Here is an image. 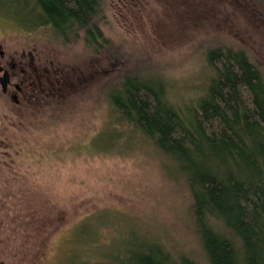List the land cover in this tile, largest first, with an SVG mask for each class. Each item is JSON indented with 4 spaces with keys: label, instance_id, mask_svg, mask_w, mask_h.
I'll return each mask as SVG.
<instances>
[{
    "label": "rangeland",
    "instance_id": "rangeland-1",
    "mask_svg": "<svg viewBox=\"0 0 264 264\" xmlns=\"http://www.w3.org/2000/svg\"><path fill=\"white\" fill-rule=\"evenodd\" d=\"M2 3L5 46L32 50L36 80L30 121L11 117L7 126L0 116V134H8L0 151L23 150L12 165L24 188L1 192L22 200L19 215L31 214L27 259L119 264L117 253L159 240L203 260L186 173L110 97L125 72L145 70L172 101L196 104L214 74V45L243 48L264 73V0H103L99 23L110 47L98 50L27 26Z\"/></svg>",
    "mask_w": 264,
    "mask_h": 264
},
{
    "label": "trees",
    "instance_id": "trees-1",
    "mask_svg": "<svg viewBox=\"0 0 264 264\" xmlns=\"http://www.w3.org/2000/svg\"><path fill=\"white\" fill-rule=\"evenodd\" d=\"M0 1L27 26L82 37L93 50L110 47L99 23L103 0ZM207 59L214 74L196 104L172 101L160 77L145 70L125 72L110 97L170 167L186 173L203 260L156 240L117 253L119 264H264V73L233 45L212 46Z\"/></svg>",
    "mask_w": 264,
    "mask_h": 264
},
{
    "label": "flooded vegetation",
    "instance_id": "flooded-vegetation-1",
    "mask_svg": "<svg viewBox=\"0 0 264 264\" xmlns=\"http://www.w3.org/2000/svg\"><path fill=\"white\" fill-rule=\"evenodd\" d=\"M7 36L0 33V116L9 126L16 117L20 123L30 121L32 105L37 100V95L34 93L36 80L33 75L32 50L18 53L15 49L7 48ZM5 135L8 134H0V143L8 140ZM9 148L7 145L6 150L0 151V264H32L27 259L31 248L28 251V240L25 238L32 229L31 214L27 215L25 209V214L19 215L18 211L23 209L22 200L18 201L16 195L8 198L1 192L7 188H24L17 181V178L22 177V172L18 173L16 167L14 171L12 165L23 150L11 151Z\"/></svg>",
    "mask_w": 264,
    "mask_h": 264
}]
</instances>
